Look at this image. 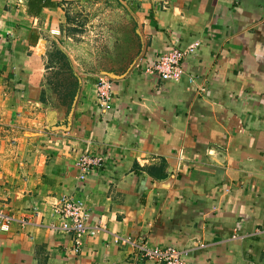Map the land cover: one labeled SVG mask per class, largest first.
<instances>
[{
  "label": "crops",
  "instance_id": "1",
  "mask_svg": "<svg viewBox=\"0 0 264 264\" xmlns=\"http://www.w3.org/2000/svg\"><path fill=\"white\" fill-rule=\"evenodd\" d=\"M143 1L137 65L79 68L67 116L43 70L68 31L63 0H0V213L27 220L0 231V264H153L142 243L188 249V264H264V0ZM193 43L178 82L145 74ZM86 149L106 162L80 181ZM63 197L102 229L79 251L53 212Z\"/></svg>",
  "mask_w": 264,
  "mask_h": 264
},
{
  "label": "rangeland",
  "instance_id": "2",
  "mask_svg": "<svg viewBox=\"0 0 264 264\" xmlns=\"http://www.w3.org/2000/svg\"><path fill=\"white\" fill-rule=\"evenodd\" d=\"M145 13L143 0H102L99 4L63 0L61 14L68 31L55 37L51 53L46 54L48 63L43 65L57 111L68 116L74 108L79 68L96 64L107 77L135 68L142 36L138 29L141 17H136Z\"/></svg>",
  "mask_w": 264,
  "mask_h": 264
},
{
  "label": "built area",
  "instance_id": "3",
  "mask_svg": "<svg viewBox=\"0 0 264 264\" xmlns=\"http://www.w3.org/2000/svg\"><path fill=\"white\" fill-rule=\"evenodd\" d=\"M198 43L190 44L185 48H171L154 63L147 66L145 74L157 76L164 82H178L185 75V62L187 58L195 55ZM114 84L105 77L98 79L97 103L101 112H109L113 102ZM106 157L92 154L86 149L77 159L76 167L80 171L79 180L84 181L86 176L93 170L102 169L105 166ZM54 215L61 222L60 231L71 235L75 244V251L82 247V240L86 237H96L101 231L98 224L89 225V212L83 203L74 201L72 198L63 197L53 208ZM27 220L15 219L14 217L0 213V231L8 232L12 224L24 226ZM137 255L153 264H188V249H176L174 247H150L142 243L137 247Z\"/></svg>",
  "mask_w": 264,
  "mask_h": 264
}]
</instances>
